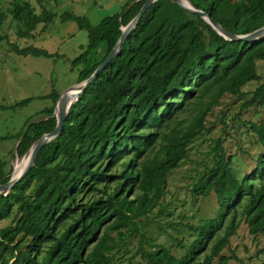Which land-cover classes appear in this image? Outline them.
Segmentation results:
<instances>
[{
	"label": "trees",
	"instance_id": "trees-1",
	"mask_svg": "<svg viewBox=\"0 0 264 264\" xmlns=\"http://www.w3.org/2000/svg\"><path fill=\"white\" fill-rule=\"evenodd\" d=\"M189 1L234 34L264 25V0ZM144 2L126 0L120 11L96 24L70 11L60 14L87 33L84 50L71 60L77 82L106 58L121 27ZM8 12L21 38H31L39 24L47 25L57 15L43 6L36 12L26 0H12ZM4 19L0 10V24ZM11 48L22 55H58L33 45L12 43ZM259 61H264V38L229 40L171 0L151 4L119 54L70 107L61 132L41 147L33 166L10 191L0 195V221L10 218L0 227V264H115L121 257L126 264H227L222 251L241 221L251 236L264 233V76ZM251 81L261 82L244 98L242 87ZM228 95L243 99L241 110L260 108L259 120L245 122L260 150L254 167L239 173L222 138L214 140L211 163L198 171L190 193L204 199L213 192L218 213L183 224L190 236L185 241L175 238L184 249L176 256L151 242L146 228L169 174L188 157L195 139L209 131L206 115ZM58 96L53 87L44 96L53 104L18 135V156L54 129ZM185 112H195L190 121L179 118ZM6 167L0 159V183L10 178L12 168ZM176 225L167 223L173 230ZM133 238L138 245L129 255Z\"/></svg>",
	"mask_w": 264,
	"mask_h": 264
},
{
	"label": "rangeland",
	"instance_id": "rangeland-1",
	"mask_svg": "<svg viewBox=\"0 0 264 264\" xmlns=\"http://www.w3.org/2000/svg\"><path fill=\"white\" fill-rule=\"evenodd\" d=\"M11 1L0 0V10L5 14L0 24V159L7 162L6 170L12 168L10 176L14 175L13 168L23 160L26 153L22 156L16 153L18 135L28 125L40 120L43 115L41 111L53 104L50 98L44 96L51 92L52 87L60 94L70 85L78 83L77 69L72 67L71 60L84 50L87 33L74 20H62L60 14L70 11L84 15L91 24H96L104 16L120 11L126 0H26L36 12H40L43 6L57 14L51 23L39 24L31 38L17 36L16 23L8 12ZM12 43L19 47L33 45L45 48L58 55L47 58L17 54L11 48ZM257 68L261 76H264V61H259ZM261 81H251L244 85V98H248ZM26 98L31 99L13 107L16 102ZM234 100L235 97L223 96L206 115L204 124L209 127V131L195 139L188 157L169 174L164 196L151 213V224L146 228L147 236L151 242L164 245L176 256H181L184 249L177 247L175 238L185 241L190 236L183 224H196L201 218L213 217L218 213L213 192L204 199L194 198L190 193L198 171L211 163L210 148L214 140L222 138L226 151L234 155L233 164L239 173L248 172L255 165L254 156L260 147L252 144L254 136L247 131L245 122L259 120L257 113L260 108L254 105L241 110L243 99ZM193 114L195 112H185L179 118L187 122ZM158 208L165 212L158 214ZM169 210L172 214L165 215ZM228 219L229 215L225 222ZM238 219L242 220L240 214ZM9 222L10 218L2 219L0 227L7 226ZM170 222L177 224L175 230L167 226ZM137 245L138 238H133L129 245V255ZM222 254L228 257L227 264H261L264 262V233L251 236L241 221ZM115 264H126L125 257H121Z\"/></svg>",
	"mask_w": 264,
	"mask_h": 264
},
{
	"label": "water",
	"instance_id": "water-1",
	"mask_svg": "<svg viewBox=\"0 0 264 264\" xmlns=\"http://www.w3.org/2000/svg\"><path fill=\"white\" fill-rule=\"evenodd\" d=\"M157 0H145L141 6L139 12L129 21L125 26L121 27L122 32L117 39L111 52L106 56V58L96 67L92 74L85 80L78 82L76 84L70 85L65 90H63L54 104L53 114L56 117V125L54 129L50 132L44 133L39 136L28 148L24 157H27V163L25 164L22 171L16 176L11 175L9 180L5 183H0V195H6L11 187L17 183L33 166L37 154L41 147L52 140L56 135H58L63 127L65 118L69 112L70 107L77 101L81 92L91 83L98 75V73L120 52L121 46L123 45L128 34L136 27L139 19L145 12V10ZM173 3L177 4L181 8L185 9L190 13L198 14L206 23H208L213 30L222 35L224 38L229 40H243V41H255L264 38V25L245 34H234L224 28L219 22L212 19L209 14L205 13L203 10L195 8L189 0H171ZM15 167L13 168V171Z\"/></svg>",
	"mask_w": 264,
	"mask_h": 264
},
{
	"label": "bare ground",
	"instance_id": "bare-ground-1",
	"mask_svg": "<svg viewBox=\"0 0 264 264\" xmlns=\"http://www.w3.org/2000/svg\"><path fill=\"white\" fill-rule=\"evenodd\" d=\"M28 158L24 157L23 160L19 163L16 164V168L14 170V176H16L17 174H19L22 169L24 168L25 164L27 163Z\"/></svg>",
	"mask_w": 264,
	"mask_h": 264
}]
</instances>
